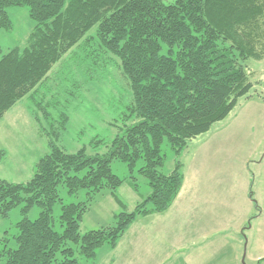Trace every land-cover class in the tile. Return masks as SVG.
<instances>
[{
    "label": "trees",
    "instance_id": "16d2710c",
    "mask_svg": "<svg viewBox=\"0 0 264 264\" xmlns=\"http://www.w3.org/2000/svg\"><path fill=\"white\" fill-rule=\"evenodd\" d=\"M10 7H26L34 25L24 47L0 57V123L26 99L48 153L28 182L0 180V219L17 207L21 215L14 234L0 242V264H96L97 251L115 249L137 217L172 206L188 142L223 120L252 89L247 62L264 59V0H0V30H12ZM112 58L131 93L121 116L125 126L110 142L90 140V149L104 153L89 154L87 147L69 153L60 146L68 107L102 80ZM164 145L175 157L167 175ZM113 161L125 164L130 176L140 164L137 172L150 194L132 212L115 215L113 227L82 235L81 222L97 194L107 190L123 207L116 194L123 180L113 174ZM60 186L71 197L84 191V201L64 204ZM35 207L40 213L31 221Z\"/></svg>",
    "mask_w": 264,
    "mask_h": 264
},
{
    "label": "rangeland",
    "instance_id": "374dc122",
    "mask_svg": "<svg viewBox=\"0 0 264 264\" xmlns=\"http://www.w3.org/2000/svg\"><path fill=\"white\" fill-rule=\"evenodd\" d=\"M174 2L164 0L166 5ZM7 13L13 27L11 31L0 30V57L15 46L24 47L34 25L26 7H10ZM94 33L95 29L89 35ZM247 64L252 89L223 120L188 142L180 157L183 184L172 206L163 214L137 217L115 249L104 246L97 251L96 264H188L184 256L192 264H253L246 259L250 238L246 228L251 221L244 208L248 205L245 196L257 198V187L264 185V59ZM117 65L112 58L102 80L90 83L83 96L68 107L70 123L60 143L67 152L87 147L89 154L104 153V148L90 149V140L97 137L110 142L124 128L121 116L131 93ZM0 152H4L0 158V180L22 184L33 177L36 163L48 153L46 139L26 99L8 111L0 123ZM163 153L166 162L162 173L167 175L174 168L175 157L166 145ZM139 166L130 176L125 164L112 162L113 174L123 180L116 191L123 207L109 191L97 194L81 222L82 235L113 227L115 215L132 212L137 203L149 196L147 181L137 172ZM130 177L137 184V192L129 184ZM246 181L250 182L249 188L244 187ZM229 182L243 185L235 188L237 203L231 207ZM58 192L64 204L85 199L84 191L71 197L60 186ZM39 213V208H33L29 220L37 219ZM59 214L60 205L56 204L53 217L57 219ZM20 220V207L8 219H0V242L14 234V225ZM203 246L209 248L200 249ZM81 264L87 263L81 260ZM257 264H264V258Z\"/></svg>",
    "mask_w": 264,
    "mask_h": 264
},
{
    "label": "crops",
    "instance_id": "0c3cea01",
    "mask_svg": "<svg viewBox=\"0 0 264 264\" xmlns=\"http://www.w3.org/2000/svg\"><path fill=\"white\" fill-rule=\"evenodd\" d=\"M243 187V185H238L236 182H229L228 187L231 188L230 190V197H229V206H235L237 203V192L235 191V188L237 187ZM264 185H259L257 189V198H250V196H245V202L248 204L247 207L244 208V212L247 215L246 217H249L250 219V226L246 228V231L249 233L250 238L247 239V245H246V259H248L249 262L253 264H257L258 261L262 258H264ZM245 188L250 187V182L246 181ZM248 194V193H247ZM252 197V196H251ZM250 205V206H249ZM253 243H250V242ZM206 247L208 249L209 247L203 246L200 247V249ZM199 249V250H200ZM203 252V250H202ZM188 256H184V259L188 264H192V262L187 261ZM215 257L213 256V259ZM236 256V261H237ZM176 263V262H175Z\"/></svg>",
    "mask_w": 264,
    "mask_h": 264
}]
</instances>
